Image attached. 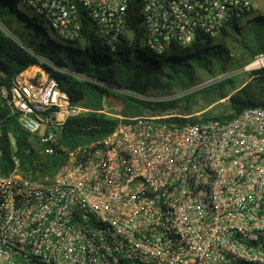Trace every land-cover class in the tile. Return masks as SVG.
<instances>
[{
	"label": "built area",
	"instance_id": "built-area-1",
	"mask_svg": "<svg viewBox=\"0 0 264 264\" xmlns=\"http://www.w3.org/2000/svg\"><path fill=\"white\" fill-rule=\"evenodd\" d=\"M21 1L63 40L87 41L91 23L115 48L132 0ZM137 1L143 47L157 54L215 39L253 9L250 0ZM253 63L246 69L264 68V54ZM0 95L41 154L67 155L54 177L25 176L15 156L14 171L0 174V264H264V107L228 118H121L108 137L69 151L56 147L66 122L92 110L51 72L34 65Z\"/></svg>",
	"mask_w": 264,
	"mask_h": 264
},
{
	"label": "trees",
	"instance_id": "trees-1",
	"mask_svg": "<svg viewBox=\"0 0 264 264\" xmlns=\"http://www.w3.org/2000/svg\"><path fill=\"white\" fill-rule=\"evenodd\" d=\"M18 2L0 0V20L6 18L12 20L16 17L22 19L26 37L28 35L30 39L29 41L28 38L21 39L22 46L0 27V89H10L18 75L34 65H41L51 72L61 90L71 97L73 103L85 104L90 94L99 98L96 104L91 105L93 108L91 113L71 118L66 122L56 146L58 149L73 151L80 146L108 137L114 132L119 121L100 113L105 96H112L116 91L147 96L152 91L171 93L178 86L185 87L186 74L189 82H192L196 67L206 68L212 73H215L213 66L216 63L224 68L231 54L224 42L228 40L240 42L241 38L248 34H253L256 38L250 45L245 44L248 55L246 62L251 63L257 55L264 54L262 36L264 18L255 17L246 23L253 31L247 30L246 25L240 26L243 20H234L222 31L221 41L218 43L216 39L197 37L188 47L172 43L158 55L143 47L144 16L137 0L130 3L125 32L115 48L97 35L91 23L86 24V32H83L88 42L86 48L49 46L47 41H50L42 33L41 28L19 13ZM253 13L252 9L244 19ZM34 27L36 32L33 31ZM54 53L58 54V59L54 58ZM40 59L52 62L58 68L76 72L78 77L62 73L55 66L41 64ZM226 98L228 95L222 92L221 99ZM229 100L233 115L240 114L247 108L264 107V68L252 71L248 83ZM139 102L145 108L163 112L176 108L178 104L176 100L163 103H146L141 100ZM174 120L184 122L179 118ZM11 137L16 141L15 148L11 145ZM41 149L32 135L22 127L19 114L14 112L9 99L0 95V174L8 176L14 171L15 156L20 161L22 174L27 177L40 179L56 176L67 163V155L59 149L57 155L48 157L41 154Z\"/></svg>",
	"mask_w": 264,
	"mask_h": 264
},
{
	"label": "rangeland",
	"instance_id": "rangeland-1",
	"mask_svg": "<svg viewBox=\"0 0 264 264\" xmlns=\"http://www.w3.org/2000/svg\"><path fill=\"white\" fill-rule=\"evenodd\" d=\"M18 1L17 7L19 13H21L23 17H28L30 20H32L34 25H37L41 28L42 33H44L47 39L51 42L50 43L47 41L49 46L61 45L76 48H86L88 46L85 39H80L78 42H68L63 40L51 30L48 24L39 20L34 15L33 11L29 9L21 0ZM250 1L253 4L254 13L249 18L244 19V21L240 23V26L246 25L247 30L253 31V28H251V26L246 23L249 19H253L255 17L264 18V0ZM2 22L14 36L18 37L20 40L23 38H28L29 41L30 37L28 35L26 37V29L22 19L17 17L12 20L6 18L2 20ZM33 31L36 32L35 27L33 28ZM262 36L264 38V30L262 32ZM220 38L221 36L215 38L217 41L216 43L221 41ZM255 38V35L248 34L245 38H241V41L243 40L244 42H238L235 40H228L224 42V45L231 51L230 60L223 66L224 68H222L221 65H216V63L213 66L215 73L210 72L206 68L196 67L193 71L192 82H189L190 79L186 74L185 87L183 85L178 86L171 93L152 91L147 95L150 97H163L178 101L176 108L170 109L168 112L163 113V111H155L154 109L145 108V106L140 105L139 101L141 100L146 103L149 102L143 99V97L132 95L126 92L116 91L114 94H112V96L104 97L103 107L100 113L110 119H115L118 121L121 118H131L155 114L195 115L194 117H197L198 115L204 118L230 117L234 114V111L231 107L229 98L248 83L250 74L252 71H254L251 69H246L247 66L251 65L254 61L251 63L246 62L248 55L245 50V44L250 45L253 42L252 40ZM54 58L58 59V54L54 53ZM219 76L223 77L219 78ZM222 84H225V86H222ZM221 88L223 91L219 90ZM222 92L226 93L228 98L221 99ZM131 97L135 100L131 99ZM98 99V96L90 94L86 100V103H81V105L93 110L91 105L96 104Z\"/></svg>",
	"mask_w": 264,
	"mask_h": 264
},
{
	"label": "bare ground",
	"instance_id": "bare-ground-1",
	"mask_svg": "<svg viewBox=\"0 0 264 264\" xmlns=\"http://www.w3.org/2000/svg\"><path fill=\"white\" fill-rule=\"evenodd\" d=\"M259 63L255 64L253 63L249 68L257 66Z\"/></svg>",
	"mask_w": 264,
	"mask_h": 264
}]
</instances>
